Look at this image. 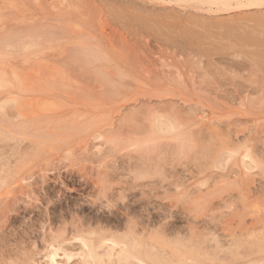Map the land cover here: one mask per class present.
I'll return each mask as SVG.
<instances>
[{
    "label": "rangeland",
    "instance_id": "374dc122",
    "mask_svg": "<svg viewBox=\"0 0 264 264\" xmlns=\"http://www.w3.org/2000/svg\"><path fill=\"white\" fill-rule=\"evenodd\" d=\"M174 1L0 0V70L39 68L34 84L56 105L24 120L0 112L15 137L0 140L9 183L28 181L1 197L0 264L44 263L54 237L79 252L76 228L133 227L139 241L163 238L171 264H264V7Z\"/></svg>",
    "mask_w": 264,
    "mask_h": 264
},
{
    "label": "bare ground",
    "instance_id": "6f19581e",
    "mask_svg": "<svg viewBox=\"0 0 264 264\" xmlns=\"http://www.w3.org/2000/svg\"><path fill=\"white\" fill-rule=\"evenodd\" d=\"M176 1V0H175ZM174 1V2H175ZM179 1H181V0H179ZM184 0H182V2H183ZM188 1V0H187ZM193 1V3L195 2V1H197V0H192ZM191 1V2H192ZM200 1H202L203 3H206V4H209V6H215V7H218V8H220L219 6H223V7H228V8H226L227 10H235V9H232L233 8V4H235V3H237L238 5H241L242 3H244V4H242V6H244V7H242V8H245L246 6L247 7H258V8H262V7H264V0H200ZM182 2H178L177 1V4L179 3H182ZM189 2V1H188ZM199 2V1H198ZM198 2H196L197 3V5H198ZM201 2V3H202ZM171 3L173 4V0H171ZM185 3H186V0H185ZM202 3V4H203ZM195 4V3H194ZM236 4V5H237ZM236 5H234V7L236 8V7H238V5L236 6ZM203 6H205V4H203ZM207 6V5H206ZM209 6H207L208 7V9H211ZM230 7V8H229ZM232 7V8H231ZM240 7V6H239ZM239 7L237 8V9H239ZM241 7H240V9H241ZM206 8V7H205ZM225 8H221V9H223V11L225 12L226 10H225ZM193 9V8H192ZM219 10L218 9V11H222V10ZM213 10V9H212ZM226 12H229V11H226ZM214 13V12H213ZM214 17V16H213ZM206 18V17H205ZM256 20V19H255ZM258 20V19H257ZM259 21V20H258ZM262 22V21H261ZM261 22H259V23H261ZM264 23V22H263ZM211 24V23H210ZM208 25V24H207ZM215 25V24H214ZM219 25V24H218ZM208 29V28H207ZM260 34V33H259ZM13 37V36H12ZM18 37V36H17ZM21 37V36H20ZM14 38V37H13ZM258 38V37H257ZM21 39V38H20ZM249 39V38H248ZM252 39H254V37L252 38ZM262 39V38H261ZM2 40V39H1ZM258 40V39H257ZM13 41V40H12ZM233 41V40H232ZM239 41V40H238ZM243 41H245V40H243ZM20 44L22 43L21 41H18ZM2 43V44H1ZM4 43V41L2 40L1 42H0V44L1 45H4L3 44ZM6 43H10L9 41H7L6 40ZM19 43H16V44H19ZM246 44H247V42H245ZM252 43V42H251ZM15 44V45H16ZM23 44V43H22ZM21 44V45H22ZM25 44V43H24ZM32 44H34V43H31V44H29V45H31L32 46ZM36 44V43H35ZM35 44L33 45V46H35ZM256 45V44H255ZM258 45V44H257ZM7 46V45H6ZM16 46H18V45H16ZM27 46V45H26ZM39 46V45H38ZM248 46V45H247ZM250 46V45H249ZM28 47V46H27ZM26 47V48H27ZM0 48H2V47H0ZM6 48V47H5ZM13 48H15L14 46H13ZM4 49V48H3ZM2 49V50H3ZM16 49H19V48H17L16 47ZM33 50V49H32ZM31 50V51H32ZM22 51H23V49H22ZM30 51V52H31ZM80 52V51H79ZM86 53V52H85ZM250 53H252V52H250ZM89 55V54H88ZM92 56V55H91ZM79 57V56H78ZM81 57V56H80ZM79 59V58H78ZM84 59V58H83ZM86 59V58H85ZM6 65V64H5ZM9 65V64H8ZM88 65V64H87ZM6 67H8V66H6ZM21 67V66H20ZM31 67V66H30ZM33 67H31L30 68V70L29 71H27L28 69H26V71L25 70H23L22 68H19V67H16V66H12V67H10V69H9V73L7 74L8 76H9V78L8 77H6L4 74H3V72H2V70H0V112L2 113V115L3 116H7V114H8V110L9 111H11V116L9 115V117H11V120H12V118H13V115H14V118L16 119V120H19V119H29L30 117H32V116H35V115H37V114H41V113H43V112H51L53 109H52V107H51V103L52 104H54L53 103V101L52 102H50V101H48L47 99H45V98H43L41 95H40V92L39 91H41V90H39V89H41V86H39V84H40V71H36V69H39V68H37V67H35L34 68V70H35V72H34V70L32 69ZM4 69H6L5 67H4ZM22 69V70H21ZM32 69V70H31ZM33 72V73H31V72ZM46 71V70H45ZM44 71V72H45ZM27 72V73H26ZM31 74H30V73ZM37 72V73H36ZM47 72V71H46ZM34 73H36L37 74V76H38V74H39V76L38 77H36L35 75L36 74H34ZM43 74H45V73H43ZM47 74V73H46ZM98 74V73H97ZM101 74V73H100ZM48 75V74H47ZM46 76V75H45ZM47 77V76H46ZM99 77H102V76H99ZM98 77V78H99ZM48 78V77H47ZM104 78V77H103ZM35 79V80H34ZM36 79L38 80V79H40L38 82L36 81ZM49 79V78H48ZM50 80V79H49ZM98 80V79H97ZM34 81L36 82V83H39V84H34ZM7 84H10V85H12V86H14V88L13 89H11V88H9L8 86H7ZM50 84V83H49ZM44 87V86H43ZM43 89V88H42ZM44 90H45V88H44ZM46 91V90H45ZM42 94H44V93H42ZM46 94V93H45ZM55 105V104H54ZM55 107H56V105H55ZM57 110V109H56ZM205 113V111H201V113H198L197 115H198V117H200V119L203 121V125L207 128V129H209V130H213L214 129V124H213V120H212V118L211 117H209L208 116V119H206L205 117H204V114ZM49 115V114H48ZM3 116H2V118H3ZM42 117V116H41ZM48 117H50V115L48 116ZM47 117V118H48ZM198 117H197V119H198ZM45 119H46V117H44ZM6 119V117L5 118H3V119H1V120H5ZM14 119V120H15ZM41 119V118H40ZM157 119V118H156ZM166 119V118H165ZM8 120V119H7ZM36 120V119H35ZM38 120V119H37ZM43 120V119H42ZM164 119H162V117H159V122H160V124L162 123V121H163ZM166 120H168V119H166ZM199 121V120H198ZM5 122V121H4ZM39 122H40V120H39ZM167 122H169V121H167ZM166 122V123H167ZM176 122V121H175ZM9 123V125L12 123V122H8ZM37 123H38V121H37ZM166 123H164V124H166ZM173 123V122H172ZM196 123V122H195ZM217 123V122H216ZM215 123V124H216ZM6 124H7V121H6ZM18 124H19V122H18ZM17 124V126H19L20 128H22V126H20V125H18ZM170 123H168V125L167 126H169L168 127V130H172V125H169ZM213 124V125H212ZM218 124V123H217ZM8 125V126H9ZM11 125H13V124H11ZM21 125H22V123H21ZM32 125V124H31ZM154 125V124H153ZM157 125H158V123H157ZM156 125V126H157ZM196 125V124H195ZM194 125V126H195ZM2 126H4V128H5V125H2ZM8 126H6V127H8ZM16 126V127H17ZM28 126H30V125H28ZM34 126V125H33ZM160 126H162V124L160 125ZM176 126V125H175ZM178 126V125H177ZM11 128H12V126H10ZM14 127V126H13ZM16 127H14V128H16ZM19 127H17V128H19ZM24 127L26 128V126H25V124H24ZM23 127V128H24ZM158 127V126H157ZM157 127H155V128H157ZM180 127H182V126H180ZM3 128V129H4ZM27 128H29V127H27ZM26 128V129H27ZM160 128V127H159ZM213 128V129H212ZM1 130V132L4 134V131L2 130V127L0 128ZM6 129V128H5ZM173 129H175V128H173ZM221 129V128H220ZM17 130V129H16ZM158 130H160V129H158ZM183 130V129H182ZM6 131V130H5ZM8 131V130H7ZM22 129H20V131H19V134H18V132L17 131H15V132H17V134L18 135H21L22 134ZM26 131V130H25ZM165 131H166V128H165ZM13 132V131H12ZM12 132H10V130H9V133H12ZM160 132H161V130H160ZM163 132V131H162ZM171 132V131H170ZM169 132V133H170ZM176 132V131H175ZM217 132V131H216ZM215 132V133H216ZM6 133V132H5ZM9 133H7L8 135H9ZM164 133H168V132H164ZM183 133V132H182ZM214 133V132H213ZM3 134H0V136L1 135H3ZM12 134H14V132L12 133ZM172 134H174V133H172ZM211 134H212V132H211ZM27 135V134H26ZM99 135V134H98ZM177 135V134H176ZM14 136H17V135H14ZM23 136V135H22ZM178 136H179V134H178ZM181 137H182V135H180ZM188 136V135H187ZM5 138V134L1 137V138ZM12 136L10 135V136H6V138L4 139H0V140H6V139H10ZM102 136L101 135H99L98 137H97V139H100ZM156 137H158V136H156ZM180 137V138H181ZM250 137V136H249ZM13 138H15V137H12L11 139L13 140ZM154 138H155V136H154ZM166 138V137H165ZM183 138V137H182ZM188 138V137H187ZM18 139V138H17ZM155 139H157V138H155ZM177 139H179L178 137H177ZM14 140H16V139H14ZM153 140V139H152ZM174 140H175V138H174ZM20 141V140H19ZM18 141V142H19ZM154 141V140H153ZM145 142V141H144ZM151 142V141H150ZM156 142V141H155ZM186 141H184V143H185ZM3 143V142H2ZM154 143V142H153ZM144 144V143H143ZM179 144H180V142H179ZM225 144V143H224ZM135 145V144H134ZM137 145V144H136ZM146 145V144H145ZM11 146V145H10ZM186 146V145H185ZM184 146V147H185ZM227 146V145H226ZM189 147V146H188ZM231 147H232V145H231ZM3 148V147H2ZM10 148V147H9ZM186 148V147H185ZM227 148V147H226ZM229 148V147H228ZM233 148H234V146H233ZM236 148V147H235ZM244 148H245V146H244ZM33 149V148H32ZM246 149V148H245ZM10 150V149H9ZM14 151L16 150V149H13ZM71 150V149H70ZM234 150V149H233ZM232 150V151H233ZM7 151V150H6ZM69 151V150H68ZM225 151H227V150H225ZM232 151H230V153H233ZM237 151V150H236ZM238 151H239V149H238ZM237 151V152H238ZM3 154H2V153ZM4 152H5V150L3 151V150H1L0 151V186L2 187V188H4V191L5 192H3V193H0V200H1V197L2 198H5L6 196L5 195H8V193L9 192H11L12 191V189L14 190L15 188H12V187H18V186H16V184L17 183H19V184H17V185H19V186H22L23 184H24V182L26 181V182H28L27 181V179L26 178H22L21 177V180L19 181V182H17V183H9L10 181H11V179L10 178H12V176H13V167H11L12 165H10L9 164V162H7L8 160H9V158L8 157H11V156H9L10 154H7L6 153V155L7 156H5V154H4ZM8 152V151H7ZM16 152V151H15ZM182 152V151H181ZM227 152H229V151H227ZM236 152V153H237ZM20 153V152H19ZM230 153H229V155H230ZM16 155H18L17 153H15ZM14 154V152H13V154H12V156L14 155V156H16ZM70 156H72V154L73 153H68ZM227 154V153H226ZM234 154V153H233ZM239 154H241V152L239 153ZM22 155V154H21ZM27 156V154L26 155H22L21 157H26ZM29 156V155H28ZM234 156V155H233ZM6 157V158H5ZM229 157V156H228ZM232 157V156H231ZM8 158V160L7 161H5L6 159ZM12 158V157H11ZM24 158H21L20 159V161H26ZM243 158V167L246 169V171H248V172H251L252 170H254V169H256V167H258V163L256 162V161H254V159H253V157L247 152V150H246V153H245V155L242 157ZM222 159V158H221ZM229 159V158H228ZM233 159H234V157H233ZM230 160V159H229ZM9 161H11V160H9ZM17 161V160H16ZM19 161V162H20ZM226 161H228V160H226ZM232 161V160H231ZM13 162V161H12ZM18 162V163H19ZM27 163V162H26ZM13 164V163H12ZM20 164H22V163H20ZM19 164V165H20ZM14 166V165H13ZM17 168L19 167V166H16ZM24 167V166H23ZM15 168V167H14ZM20 168H22L21 166H20ZM20 168H19V171H21L20 170ZM16 169V168H15ZM261 169V168H260ZM24 170V169H23ZM46 170V169H45ZM15 171V170H14ZM44 171V170H43ZM2 172L4 173V174H8V175H6V176H4L3 174H2ZM16 172V171H15ZM18 173H16V175H17ZM15 175V174H14ZM10 177V178H9ZM26 177V176H25ZM13 178H15V177H13ZM12 178V179H13ZM29 178V177H28ZM61 180V179H60ZM22 182V183H21ZM25 182V183H26ZM22 184V185H21ZM63 184V183H62ZM12 186V187H11ZM26 186H29V185H27L26 184ZM1 187H0V189H1ZM24 187V186H23ZM30 187V186H29ZM177 187V186H176ZM5 188H9V190L11 189V191H9V190H7V189H5ZM26 188V187H25ZM179 188V187H178ZM70 189V188H69ZM6 191H8V193H6ZM26 191V190H25ZM24 191V192H25ZM29 191V190H28ZM30 194V193H29ZM23 195V194H22ZM27 195V194H26ZM5 196V197H4ZM2 201V200H1ZM1 203V202H0ZM92 224V223H91ZM94 224H96V223H94ZM97 224H98V222H97ZM104 224V223H103ZM107 224V223H106ZM131 224H132V222H131ZM93 226V225H92ZM100 227V224L99 225H97V227ZM96 227V228H97ZM106 226H104V230L106 229L105 228ZM108 227V226H107ZM110 227V226H109ZM130 227H131V225H130ZM133 227V226H132ZM82 228V227H81ZM94 228V227H93ZM93 228H92V230H93ZM103 228V227H102ZM102 228H100V229H102ZM77 229H79L78 231H76ZM108 229V228H107ZM126 229V228H125ZM130 229H132V228H130ZM191 229V228H190ZM76 230H75V232L73 233V235L75 234V240L77 241V243L78 244H80L79 246L81 247V248H79V252H77V251H72V250H70L71 248H69V247H67V245L69 244L68 242H70V240L68 241L66 238H68L69 237V239H70V236H66V238H63L62 237V240H58V238H56V237H54L53 236V234L52 235H50V236H53L54 238L52 239V240H50V243H49V246H47L49 249H48V251H47V253H46V255H45V261H44V263H41V264H63L61 261H59V259L61 260L62 258H65V259H67V261L69 260V261H71L73 258H75V257H78V258H80V262H82L83 264H166V263H170V259L169 258H167L166 257V255H165V253H164V251L161 249V248H159L158 246H157V244L158 243H160L161 245H163V238L161 239L160 237H159V234H158V237L161 239H159L160 240V242H159V240L157 239V238H154V237H152V239L150 240V241H145V240H143V241H139L137 238H136V232L137 231H134V227H133V230L132 231H123L124 233H122V234H117L118 232H116L115 231V229L113 230V231H115V233L114 232H111V233H107V231H103V232H105V233H99L100 232V230L99 229H95L94 228V230L96 231H98V232H95L94 230H93V232H88L89 230H91V229H89L88 231H87V233H86V230H83V232L80 234V232L82 231V229H80V228H76ZM81 230V231H80ZM112 230V229H111ZM110 230V231H111ZM109 231V232H110ZM78 232H79V234H78ZM121 232V231H120ZM139 232V231H138ZM50 233H54L53 231L52 232H50ZM55 233H57V234H59L57 231L55 232ZM140 233H141V231H140ZM62 235L64 234V233H61ZM150 234V233H149ZM191 234V233H190ZM198 234V233H197ZM56 235V234H55ZM69 235V234H68ZM77 235V236H76ZM161 235V234H160ZM48 236V235H47ZM46 236V237H47ZM57 236V235H56ZM147 236V235H146ZM162 236H163V234H162ZM161 236V237H162ZM166 236V235H165ZM189 236V235H188ZM196 236V235H195ZM59 237H60V239H61V236H60V234H59ZM64 237H65V235H64ZM72 237H74V236H72ZM72 237H71V239H72ZM157 237V236H156ZM50 238H52V237H49V239ZM146 238V237H145ZM151 238V237H150ZM197 238V237H196ZM46 239V238H45ZM44 239V240H45ZM49 239H48V241H49ZM194 239V238H193ZM234 240H235V238H233ZM75 240H71V241H75ZM204 240V239H203ZM208 240V239H207ZM215 240H216V238H215ZM215 240H214V242H215ZM168 241V240H167ZM166 241V242H167ZM171 241V240H170ZM170 241H168V243L170 244L171 243V246H172V250H174V252L176 251H179V249L180 248H184V247H186L187 245L185 244V239L184 240H180V241H176V240H174V241H176V242H170ZM182 241H184L183 243H182ZM191 241V240H190ZM46 242H47V239H46ZM193 242V241H192ZM192 242H190V243H192ZM195 242V241H194ZM237 242H240V241H237ZM237 242L235 241V244H237ZM187 243V242H186ZM196 243V242H195ZM202 243H203V241H202ZM71 244V243H70ZM160 244H158V245H160ZM185 244V245H184ZM197 244V243H196ZM233 244V243H232ZM240 244V243H239ZM257 244V243H256ZM220 245V248L221 249H224L223 247H225V245H222V244H220V242L218 241V246ZM222 245V246H221ZM164 246V245H163ZM193 246V245H192ZM230 246V245H229ZM232 246H234V244L232 245ZM237 246V245H236ZM235 246V247H236ZM239 246V245H238ZM254 246V245H253ZM131 247V249L133 248L134 249V254L133 253H131L130 252V248ZM197 247V246H196ZM215 247H217V246H215ZM262 247V246H261ZM188 248H190V247H188ZM35 249V248H34ZM38 249V248H37ZM76 249V248H75ZM201 249V248H200ZM214 249V248H213ZM216 249V248H215ZM227 249H229V251H232V249L230 248V247H228ZM231 249V250H230ZM253 249V248H252ZM74 250V249H73ZM190 250H192V249H190ZM195 250V249H194ZM207 250H208V247H207ZM234 250H235V248H234ZM224 251V250H223ZM235 251H237V250H235ZM198 252H199V250H198ZM201 252H203V251H201ZM201 252H199L201 255H202V253ZM208 252V251H207ZM233 252V251H232ZM238 252V251H237ZM236 252V253H237ZM258 252V251H257ZM193 253V252H192ZM213 253V252H212ZM211 253V254H212ZM253 253V252H252ZM252 253H250V254H252ZM259 253V252H258ZM168 254V253H167ZM204 254V253H203ZM208 254V253H207ZM211 254H210V256H211ZM233 254L234 255H230V257H229V260H230V258H231V256L233 257V260H234V257L238 254H236L235 255V252H233ZM249 254V255H250ZM179 255V254H178ZM181 255V254H180ZM183 256H184V254H182ZM205 255H206V253H205ZM213 255V254H212ZM218 255V254H217ZM239 255V254H238ZM242 255V254H241ZM248 255V256H249ZM214 256V255H213ZM248 256H247V258H248ZM170 257V256H169ZM206 257V256H205ZM227 257V256H226ZM241 257V256H240ZM261 257V256H260ZM171 258H174L173 256L171 257ZM184 258V257H183ZM186 258V257H185ZM221 258V257H220ZM236 258V257H235ZM243 258V257H242ZM255 258V257H254ZM191 259V258H190ZM206 259V258H205ZM223 259V258H222ZM226 259V258H225ZM245 259V258H244ZM256 259V258H255ZM228 260V259H227ZM232 260V259H231ZM241 260V259H240ZM251 260V259H250ZM257 260V259H256ZM261 260V259H260ZM30 261V260H29ZM178 261V260H177ZM192 261V260H191ZM252 261H253V259H252ZM262 261H263V259H262ZM172 262V261H171ZM174 262V261H173ZM194 262H195V260H194ZM212 262V261H211ZM254 262H256V261H254ZM254 262H251V263H254ZM261 261H257V264H259ZM175 263V262H174ZM183 263V262H182ZM239 263V262H238ZM247 263V262H246ZM171 264V263H170ZM248 264H250V262L248 263ZM256 264V263H255ZM263 264V263H262Z\"/></svg>",
    "mask_w": 264,
    "mask_h": 264
}]
</instances>
